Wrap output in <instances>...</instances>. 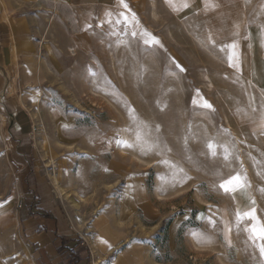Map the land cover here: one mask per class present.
Here are the masks:
<instances>
[{"label":"rangeland","instance_id":"1","mask_svg":"<svg viewBox=\"0 0 264 264\" xmlns=\"http://www.w3.org/2000/svg\"><path fill=\"white\" fill-rule=\"evenodd\" d=\"M235 1L0 0V264H52L36 213L76 235L56 264H80L84 239L102 264H264L237 220L264 224V92ZM238 4L260 60L264 0Z\"/></svg>","mask_w":264,"mask_h":264},{"label":"crops","instance_id":"2","mask_svg":"<svg viewBox=\"0 0 264 264\" xmlns=\"http://www.w3.org/2000/svg\"><path fill=\"white\" fill-rule=\"evenodd\" d=\"M239 0H236L232 6H230L229 10V22L232 27L235 28L237 32H244L248 37V46L245 52L242 53V73L244 75L246 84L249 86V90L252 88L250 84L256 89L262 90L264 92V58L262 57L260 60L255 58V52L260 48V43L258 41L254 42V29L250 30V27L247 28L245 25V18L242 16V10L240 5L238 4ZM264 45H262L263 47ZM241 53H239L240 55ZM253 68H257V71H254ZM256 75V77H255ZM245 84V86H246ZM251 88V89H250ZM257 112V111H256ZM2 129H0V137H2ZM1 140V139H0ZM1 146V141H0ZM26 232L29 234L28 239L33 242L36 246L40 247L38 251L37 258H41L42 255H46L50 260H52V264H56L55 260H53L57 254L58 248L65 244V247L72 248L71 244L73 240L76 238V235L71 232L67 224L57 217L56 215L44 216L37 215V213L28 218ZM86 247L91 249V253L88 251L81 253V262L80 264H102V258L107 254L102 252L103 246H95L94 243L91 244L87 239H84ZM70 241V243H69ZM82 243V246L83 244ZM101 249V250H100ZM125 253V252H123ZM123 258H120L118 262L114 264H124L122 261ZM116 260V259H115ZM114 260V261H115ZM34 260L35 264H38ZM113 261V262H114ZM57 262V261H56ZM113 262L111 264H113ZM33 262L29 264H34Z\"/></svg>","mask_w":264,"mask_h":264},{"label":"snow or ice","instance_id":"3","mask_svg":"<svg viewBox=\"0 0 264 264\" xmlns=\"http://www.w3.org/2000/svg\"><path fill=\"white\" fill-rule=\"evenodd\" d=\"M121 4H123V0H120ZM206 4L209 3V0H205ZM125 7H127V5H124ZM133 19H135V17H133ZM145 36H148L147 33L144 34ZM133 36H135V33H133ZM145 44L148 43H158V41H155L154 38L149 37L148 39H145ZM229 47H231L233 50L237 47L236 44H232L229 45ZM229 63L230 66L236 67L237 66V59H236V55H235V51H233V54L229 56ZM181 71H183V69H181ZM195 103V101H194ZM204 108H208L211 109L212 105L208 104L206 101L203 103L202 105ZM125 146L126 147H131V145L127 144L125 142ZM207 147L209 149H213L214 145L212 143H209L207 145ZM213 155H215V152H213ZM227 158V156L225 157ZM243 187V182L241 180V178L239 176H234L231 179L226 180L224 183L220 184V188L224 190V192L228 193V192H235L238 189ZM254 203V202H253ZM244 218H248L250 220L253 221V224L251 225V227L249 229H247L249 231V239H251L253 241V243H255L257 240H259L260 246H259V251H260V255L262 257H264V224H261L255 217L254 215V210L252 212H243L240 213L239 211L237 212V220L238 222ZM211 223V221H210Z\"/></svg>","mask_w":264,"mask_h":264},{"label":"bare ground","instance_id":"4","mask_svg":"<svg viewBox=\"0 0 264 264\" xmlns=\"http://www.w3.org/2000/svg\"><path fill=\"white\" fill-rule=\"evenodd\" d=\"M13 55H14V54H13ZM8 86H9V85H8ZM10 104H11V103H10ZM14 106H15V105H14ZM1 108H3V107H1ZM16 114H17V113H16ZM16 127H17V126H16ZM16 131H17V130H16ZM14 147H15V146H14ZM97 244H99V243L97 242ZM95 246H97V245H96V242H95Z\"/></svg>","mask_w":264,"mask_h":264}]
</instances>
